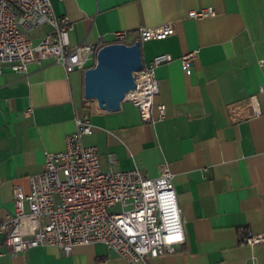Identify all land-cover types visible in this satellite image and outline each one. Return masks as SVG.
Segmentation results:
<instances>
[{
	"label": "crops",
	"instance_id": "crops-1",
	"mask_svg": "<svg viewBox=\"0 0 264 264\" xmlns=\"http://www.w3.org/2000/svg\"><path fill=\"white\" fill-rule=\"evenodd\" d=\"M71 24L69 44H112L125 31L128 45L140 29L170 23L174 34L141 44L142 64L169 55L155 69L158 94L143 122L137 108L121 103L101 114L83 97V73L61 67L30 68L26 76L0 63V220L14 212L15 186L27 195L30 178L44 170V152H62L75 117L93 127L84 137L100 169L107 155L116 170L136 168L155 178L166 162L180 209L182 241L173 252L134 264H264V244L240 245L239 230L264 233V0H49ZM212 8L211 18L190 20ZM41 28V29H40ZM33 32L37 44L50 28ZM198 51L190 70L179 58ZM255 98L258 117L244 118ZM165 106L158 120L157 106ZM0 264H128L102 243L10 254L0 235Z\"/></svg>",
	"mask_w": 264,
	"mask_h": 264
},
{
	"label": "built area",
	"instance_id": "built-area-1",
	"mask_svg": "<svg viewBox=\"0 0 264 264\" xmlns=\"http://www.w3.org/2000/svg\"><path fill=\"white\" fill-rule=\"evenodd\" d=\"M137 1V0H135ZM212 8L191 11L190 20L211 18ZM47 26L50 30L34 44L29 32ZM71 24L57 17L49 0H0V63L26 76L31 67L57 65L66 75L83 73L93 67L101 46L71 47ZM174 34L172 24L140 29L138 42L163 40ZM125 31L113 33L112 44H127ZM128 45V44H127ZM198 51L179 58L188 72ZM172 61L169 55L154 57L134 74L135 89L123 102L137 108L143 122H151L150 110L158 94L155 69ZM255 98L249 99L250 111L244 118L258 117ZM158 120L165 118V106H157ZM75 130L65 138L62 152H44V170L30 178V190L12 191L14 212L0 220V235L9 253H24L33 247H57L65 256L76 245L102 243L128 264L173 252L182 241L180 209L173 175L166 162L158 167L155 178L136 168L116 170V158L108 154L107 171H102L95 147H86L84 137L93 127L87 116L75 117ZM240 245L264 244V233L239 230Z\"/></svg>",
	"mask_w": 264,
	"mask_h": 264
},
{
	"label": "water",
	"instance_id": "water-1",
	"mask_svg": "<svg viewBox=\"0 0 264 264\" xmlns=\"http://www.w3.org/2000/svg\"><path fill=\"white\" fill-rule=\"evenodd\" d=\"M141 44L101 46L93 67L83 72V97L97 112L115 113L125 96L135 89L134 74L142 69Z\"/></svg>",
	"mask_w": 264,
	"mask_h": 264
},
{
	"label": "rangeland",
	"instance_id": "rangeland-1",
	"mask_svg": "<svg viewBox=\"0 0 264 264\" xmlns=\"http://www.w3.org/2000/svg\"><path fill=\"white\" fill-rule=\"evenodd\" d=\"M40 29H41V28H40ZM40 29H38L37 32L40 31ZM28 35L31 36V38H32V37H33V36H32V35H33V32H29ZM32 39H33V38H32Z\"/></svg>",
	"mask_w": 264,
	"mask_h": 264
},
{
	"label": "bare ground",
	"instance_id": "bare-ground-1",
	"mask_svg": "<svg viewBox=\"0 0 264 264\" xmlns=\"http://www.w3.org/2000/svg\"><path fill=\"white\" fill-rule=\"evenodd\" d=\"M123 103V102H122Z\"/></svg>",
	"mask_w": 264,
	"mask_h": 264
}]
</instances>
